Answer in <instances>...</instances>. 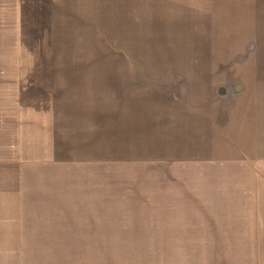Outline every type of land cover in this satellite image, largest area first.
I'll return each mask as SVG.
<instances>
[{
  "label": "crops",
  "instance_id": "crops-1",
  "mask_svg": "<svg viewBox=\"0 0 264 264\" xmlns=\"http://www.w3.org/2000/svg\"><path fill=\"white\" fill-rule=\"evenodd\" d=\"M98 5L0 0V63L170 64L154 80L131 71L50 78L51 90L65 85L66 95L29 110L37 119L43 111L47 153L0 159V264H126L117 256L190 254L155 224L260 221L264 0H156L140 9L155 15V41L140 44L139 54L125 41L108 42L107 53L83 41L95 34H81L77 17L89 20ZM80 90L91 98L79 99ZM84 158L106 160L109 175L84 183L78 176L99 174ZM149 172L156 198L142 197ZM196 209L204 215L194 218Z\"/></svg>",
  "mask_w": 264,
  "mask_h": 264
},
{
  "label": "rangeland",
  "instance_id": "rangeland-1",
  "mask_svg": "<svg viewBox=\"0 0 264 264\" xmlns=\"http://www.w3.org/2000/svg\"><path fill=\"white\" fill-rule=\"evenodd\" d=\"M125 2L127 0H99L98 9L96 11L94 9V12L89 15V20L77 17L78 27L82 29L81 34L86 36L88 33L91 34V29L94 30L95 37H85L83 41L99 44L101 46L99 50L104 53H107L108 42H129L136 46L133 54L142 53L140 44L154 42L155 32L151 24L155 23V15H146L147 12L140 14V9L152 8L156 0H131L128 5H124ZM127 12L130 13L128 17ZM169 65L158 63H0V159H12L17 154L19 158H36L43 157L47 153L45 149L50 144L43 141L45 125L43 114L39 115L43 111L36 110L39 116L37 119L38 117L29 110L42 109L43 104L48 100L47 97L52 94L66 95L65 85L55 93L54 89L51 90V77H56L57 82L61 80L66 82L72 76V81L76 82L80 80V78H74L76 76L107 78L121 71H131L133 76L147 74L149 80H154V72L164 71ZM91 93L92 91L89 90H80L79 99L84 96L91 98ZM16 121L20 125L18 127L20 138L12 144L11 134L16 129ZM84 153L89 154L88 151ZM79 161L84 162V165L93 166L91 171L99 173L95 176H78L84 183L98 184L101 183L102 178L109 175L106 160H101L99 164L97 163L98 165L92 158ZM117 177L125 181L124 177L120 175ZM145 177L147 179L143 178L141 181L142 197L156 198L154 172H149V175ZM116 180L110 181L116 183ZM187 212L185 211L184 214H188ZM260 213V221L253 223L155 224L158 231L170 232L175 237H179L174 238V246L187 248L185 250L193 251V253L185 254L179 250L177 254L152 253L117 256V259H125L126 264H264V208H260ZM192 214L195 215L194 218H198L197 216L204 215V212L196 209ZM151 225L154 226V224H148V226Z\"/></svg>",
  "mask_w": 264,
  "mask_h": 264
}]
</instances>
